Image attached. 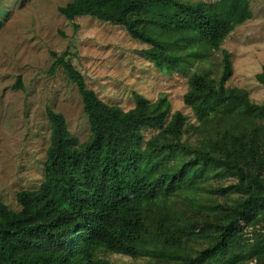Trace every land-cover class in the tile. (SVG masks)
Listing matches in <instances>:
<instances>
[{
	"label": "trees",
	"instance_id": "trees-1",
	"mask_svg": "<svg viewBox=\"0 0 264 264\" xmlns=\"http://www.w3.org/2000/svg\"><path fill=\"white\" fill-rule=\"evenodd\" d=\"M148 1L191 15L201 41L213 48L251 16L249 0H70L57 10L68 20L87 15L122 24L131 37L155 46L159 41L141 29ZM50 54L51 69L61 66L76 86L89 134L78 142L62 113L45 108L49 140L43 177L37 188L16 192L17 210L0 202V264H111L98 257L99 249L131 255L142 229L134 206L149 199H135L131 175L149 169L159 195L171 196L198 163L231 174L242 194L236 205L226 206L222 220H189L195 226L212 224V239L194 253L172 245L170 264H264V101H251L243 88L224 87L231 70L227 53L218 67L211 59L199 63L182 96L197 122L222 123L206 139L197 123L175 111L173 144L179 145L180 157L156 170L153 154L159 156L171 142L152 139L142 147L141 129L160 121L159 106L138 93L127 110L108 104L87 87L68 50ZM254 77L264 85V67ZM19 85L17 79L14 86ZM144 150L151 159L142 160Z\"/></svg>",
	"mask_w": 264,
	"mask_h": 264
},
{
	"label": "rangeland",
	"instance_id": "rangeland-1",
	"mask_svg": "<svg viewBox=\"0 0 264 264\" xmlns=\"http://www.w3.org/2000/svg\"><path fill=\"white\" fill-rule=\"evenodd\" d=\"M68 1L0 0V202L9 208H19L18 190L35 189L42 180L49 140L46 107L62 113L78 142L89 134L76 86L61 66L51 69V51L68 50L87 87L106 103L127 110L138 93L159 106L160 121L141 129L142 147L152 139L171 142L159 156L153 154L154 170L179 160L171 122L175 111L197 123L206 139L212 127L222 123L213 118L197 122L183 102L188 75L199 63L211 59L218 67L227 53L231 70L224 87L243 88L251 101H264V85L254 77L264 67V0H249L250 18L215 48L201 41L191 15L166 3L148 1L141 11V29L159 41L152 46L131 37L122 24L87 15L66 19L57 7ZM17 79L20 85L14 86ZM142 158H150L145 150ZM150 175L146 168L131 175L135 199L149 198L134 206L142 224L134 252L125 255L99 249L97 255L103 261L170 264L174 257L169 250L176 244L194 253L211 241L214 227L191 225L189 220L202 216L212 222L222 220L228 213L226 206L236 205L242 194L233 176L217 165L198 163L171 196H160ZM240 229L247 232L242 223Z\"/></svg>",
	"mask_w": 264,
	"mask_h": 264
}]
</instances>
